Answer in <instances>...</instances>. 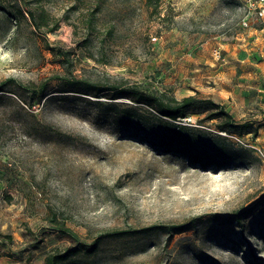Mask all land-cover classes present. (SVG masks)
Returning a JSON list of instances; mask_svg holds the SVG:
<instances>
[{
  "label": "rangeland",
  "instance_id": "rangeland-1",
  "mask_svg": "<svg viewBox=\"0 0 264 264\" xmlns=\"http://www.w3.org/2000/svg\"><path fill=\"white\" fill-rule=\"evenodd\" d=\"M0 2V231L11 248L33 260L76 249L59 264H264V110L250 87L264 79L238 78L264 73L252 30L262 18L240 0H41L58 21L44 32L24 9L34 0ZM57 76L225 100L257 135L192 113L203 154L225 162L200 164L166 149L149 106Z\"/></svg>",
  "mask_w": 264,
  "mask_h": 264
},
{
  "label": "trees",
  "instance_id": "trees-1",
  "mask_svg": "<svg viewBox=\"0 0 264 264\" xmlns=\"http://www.w3.org/2000/svg\"><path fill=\"white\" fill-rule=\"evenodd\" d=\"M17 1V0H16ZM6 2V1H5ZM159 0H146V3L155 8ZM1 3V2H0ZM35 5L24 6L28 17L32 25L37 30H43L44 32H53L57 26L58 21L51 16L45 6L41 3V0H34ZM17 5V11L23 14L21 6ZM57 61L64 65L69 62L68 52L63 51L60 48L49 47L48 48ZM58 79L71 86L84 87V91L100 92L104 90L114 91L120 96L129 97L132 101L149 106L156 112V116L165 125L166 137L170 141L166 145V149L172 147L174 151L179 153H185L186 157L190 160H194L200 164L218 163L224 164L219 158H209L207 154H203L202 147L204 146L203 138L197 133V129H194L191 124L180 123L178 118L190 116L192 113H205L204 119H217V127L221 131L234 130L238 133H252L257 135L258 126L252 121L237 122L233 119L231 113L220 103L213 101L210 97H200L197 94L186 95L181 98H175L166 93L149 92L146 89L138 86L137 84L126 85L124 83H111L107 86L91 83L83 79H71L64 76H57ZM0 84V90L1 86ZM33 91L44 95L47 90L46 82H40L39 84H32ZM81 89V88H80ZM200 133V132H199ZM172 143V144H171ZM172 146H171V145ZM219 152L226 150L225 147H217ZM250 211V208L237 210L228 217V220H235L240 222L242 217ZM188 224L179 225H152L148 229H164L167 234L172 235L182 232L186 229ZM132 230H111V235H125L131 233ZM4 241L11 242L12 235L8 233H2L0 231V245ZM96 238L92 244V247H96L98 243ZM76 252V249H66L60 252H52L45 256L44 264H59V262L67 259Z\"/></svg>",
  "mask_w": 264,
  "mask_h": 264
},
{
  "label": "crops",
  "instance_id": "crops-1",
  "mask_svg": "<svg viewBox=\"0 0 264 264\" xmlns=\"http://www.w3.org/2000/svg\"><path fill=\"white\" fill-rule=\"evenodd\" d=\"M260 24L257 27H254L253 33L256 36V44L258 47H260V52L264 55V17L262 20H259ZM259 50V49H258ZM255 64L258 65V67L263 69L264 72V56L262 58V61L255 62ZM259 71V70H258ZM255 75V74H253ZM252 74L247 75H239L238 78H249V79H256L259 83L261 82V79H264V73L262 75L253 76ZM251 89L257 90V99H258V110H264V86L263 85H251ZM244 89V88H242ZM243 99V98H242ZM226 101L219 99L217 103L224 104ZM228 110V108H226ZM4 244L0 247V264H44L43 260H33L28 259V254L25 250H14L11 248L13 246V242H7L4 241ZM3 251V252H2Z\"/></svg>",
  "mask_w": 264,
  "mask_h": 264
},
{
  "label": "built area",
  "instance_id": "built-area-1",
  "mask_svg": "<svg viewBox=\"0 0 264 264\" xmlns=\"http://www.w3.org/2000/svg\"><path fill=\"white\" fill-rule=\"evenodd\" d=\"M243 7L247 10L246 17L250 14H255L257 18L264 17V0H240ZM246 17L244 18V23H246ZM191 116H185L183 118H178L180 123H190ZM259 154L264 158V152L258 149Z\"/></svg>",
  "mask_w": 264,
  "mask_h": 264
}]
</instances>
